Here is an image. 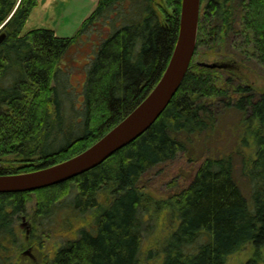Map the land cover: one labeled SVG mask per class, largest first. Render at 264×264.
<instances>
[{
	"label": "trees",
	"instance_id": "obj_1",
	"mask_svg": "<svg viewBox=\"0 0 264 264\" xmlns=\"http://www.w3.org/2000/svg\"><path fill=\"white\" fill-rule=\"evenodd\" d=\"M38 5L0 0V35H6L0 43V175L62 163L98 142L158 83L180 30L182 0H100L74 37L50 29L25 33ZM94 35L100 41L87 74L83 117L72 132V114L56 83L69 52ZM201 57L233 63L210 69L198 64ZM252 63L264 67V0H202L194 59L160 119L70 181L0 194V247L17 242L16 220L36 195L34 219L63 205L79 214L100 212L45 264H140L145 236L165 211L175 228L158 264H226L248 246L254 256L246 264H264V93L238 74L240 64ZM233 114L237 122L226 126ZM227 129L235 143L224 153L217 143ZM179 160L197 164L192 179L179 188L173 176L168 186L174 191L157 198L152 175L162 180ZM237 160L249 196L236 177Z\"/></svg>",
	"mask_w": 264,
	"mask_h": 264
},
{
	"label": "rangeland",
	"instance_id": "obj_2",
	"mask_svg": "<svg viewBox=\"0 0 264 264\" xmlns=\"http://www.w3.org/2000/svg\"><path fill=\"white\" fill-rule=\"evenodd\" d=\"M90 3L91 0H70L60 5L61 9H59L62 11L61 15L63 17L58 18L56 23L53 24L62 38L74 37L77 34L80 28L77 27L78 22ZM32 28L30 25L25 28L24 32L27 33L33 30ZM104 29L105 36H107L109 28ZM99 41L100 38L94 35L83 46L73 48L61 63V73L59 75L61 83H56V85L59 86L60 90H63L62 95L65 99V106L69 112L71 111L70 129L72 132H76L78 120L82 121L87 74L96 56V52H94L96 49L95 43ZM201 63H218L219 65H225L226 68H223V70H227L230 68L228 63H233V61L208 60L201 57L198 64L201 66ZM240 66L242 68V71H238L240 79L248 81L259 93H264V67L257 63H252L248 68L242 64ZM62 85L66 86L62 87ZM237 120L238 116L235 114L227 117L226 126L228 124L234 125ZM226 126L223 127L226 128ZM223 138L217 144L220 151L228 153L233 147L234 137L227 129L226 132H223ZM236 163V177L245 194L249 196L250 187L241 176L240 161L237 160ZM196 167L197 164L179 160L166 168V174L162 180L154 173L150 181L152 182L150 184L152 192L159 199L167 197L174 191L168 186L173 176L178 178L179 188H184L192 179ZM32 198L33 202L28 207V213L21 215L16 220L17 242L9 245L11 242L10 240L7 241L10 249L0 247V264H6V258H8L7 262L9 264H45L44 261L47 257L53 258L56 250L62 247L67 240L74 239L81 227H89L100 215V212L95 215L90 212L79 214L78 209L74 206L73 208H67L63 205L62 208H56L52 215L48 217H35L34 219L37 196L34 195ZM153 225V232L145 236L140 264H158L160 262L163 244L175 228V223L167 211L157 214ZM29 250L31 252L26 255L25 253ZM253 256L254 251L248 246L243 251L231 256L226 264H246Z\"/></svg>",
	"mask_w": 264,
	"mask_h": 264
},
{
	"label": "water",
	"instance_id": "obj_3",
	"mask_svg": "<svg viewBox=\"0 0 264 264\" xmlns=\"http://www.w3.org/2000/svg\"><path fill=\"white\" fill-rule=\"evenodd\" d=\"M201 3L202 0H182L179 35L166 69L158 83L132 112L93 146L67 161L35 172L0 175V194L35 192L70 181L102 165L150 130L178 93L194 59ZM5 36L4 33L0 35V43ZM201 66L226 68L218 63H201Z\"/></svg>",
	"mask_w": 264,
	"mask_h": 264
},
{
	"label": "crops",
	"instance_id": "obj_4",
	"mask_svg": "<svg viewBox=\"0 0 264 264\" xmlns=\"http://www.w3.org/2000/svg\"><path fill=\"white\" fill-rule=\"evenodd\" d=\"M70 0H39V5L35 8L31 14L25 28L30 25L33 27V30L36 29H50L53 30L56 36L61 37L58 34L57 29L53 23H56L58 18L63 17L60 11V5H63L65 2ZM100 0H91L90 5L87 7V10L82 14L81 20L78 22L77 27H81L85 20H87L97 9ZM60 8V9H59ZM60 11V12H59ZM80 29V28H79ZM25 30V29H24ZM32 31V30H31ZM70 38V37H64Z\"/></svg>",
	"mask_w": 264,
	"mask_h": 264
}]
</instances>
